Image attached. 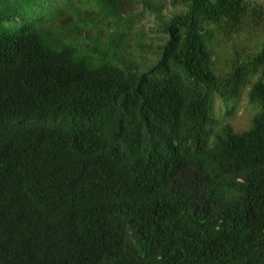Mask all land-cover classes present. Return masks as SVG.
<instances>
[{"label": "trees", "instance_id": "trees-1", "mask_svg": "<svg viewBox=\"0 0 264 264\" xmlns=\"http://www.w3.org/2000/svg\"><path fill=\"white\" fill-rule=\"evenodd\" d=\"M45 1L0 0V264H264L263 9ZM144 12L157 45L133 33ZM251 24L262 40L217 72ZM245 87L238 132L214 103L231 117Z\"/></svg>", "mask_w": 264, "mask_h": 264}, {"label": "rangeland", "instance_id": "rangeland-1", "mask_svg": "<svg viewBox=\"0 0 264 264\" xmlns=\"http://www.w3.org/2000/svg\"><path fill=\"white\" fill-rule=\"evenodd\" d=\"M69 0H49L42 3L43 6H47L48 10L45 11L46 13L50 10H52V7H57L64 4L65 2H68ZM73 1V0H71ZM211 2H214L215 0H210ZM250 4L258 5L261 7L264 11V0H246ZM168 6L170 0H166ZM22 5V9L25 7L24 2L20 3ZM47 8H41V5H37L36 7L32 8L30 11V18H36V16L39 17L40 14L44 12ZM168 10H171L174 12V8L169 7ZM138 11H141V7H138ZM36 14V16L34 15ZM42 16V15H41ZM143 19L139 22H137L133 28V33L142 31L144 35L146 36L145 41L146 43L151 44H158L157 35L154 31V21L153 17L149 15L147 12L143 13ZM24 18H29L28 15H26ZM17 22H19V18L17 19ZM24 22H32L30 19H27ZM263 24V23H262ZM257 27V28H256ZM251 28H254L258 31L257 34L251 35L249 33H244L245 31L251 30ZM244 32H241L239 34H233L231 39H222L220 38L219 46H216L217 49V55L215 56L216 61V69L218 71H224L226 70V62L228 59L234 58V50L237 49L239 54L243 56L241 49L244 48L246 53H250L252 51V48H255V45L257 42L262 40V36L260 33L259 26H254L251 24L250 26H246V30ZM97 35L100 41V44L106 43V34L107 31H96L93 33ZM95 38V37H94ZM93 38V39H94ZM131 56L134 57V60L141 64L140 71L143 72L147 69L148 66H143L142 62L143 60L152 61V56L148 54H141L137 49H134L132 52L129 53ZM230 57V58H229ZM257 77H254L252 80L255 81ZM248 91L249 87H245L242 90L241 97L237 103L235 113L228 118H224L223 115L226 111V106L220 101L216 100L214 103V111L213 115L216 119H219L222 122V125L224 124H230L235 131L242 132L244 130L249 129L250 122L254 115L259 111V107L250 104L249 98H248Z\"/></svg>", "mask_w": 264, "mask_h": 264}]
</instances>
